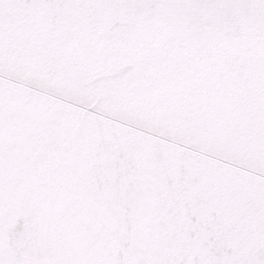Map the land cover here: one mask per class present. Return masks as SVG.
Returning a JSON list of instances; mask_svg holds the SVG:
<instances>
[{"label":"snow or ice","instance_id":"6c2138e0","mask_svg":"<svg viewBox=\"0 0 264 264\" xmlns=\"http://www.w3.org/2000/svg\"><path fill=\"white\" fill-rule=\"evenodd\" d=\"M0 264H264V0H0Z\"/></svg>","mask_w":264,"mask_h":264}]
</instances>
